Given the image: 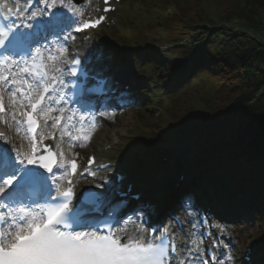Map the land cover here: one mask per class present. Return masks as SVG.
<instances>
[{
	"label": "snow or ice",
	"instance_id": "obj_1",
	"mask_svg": "<svg viewBox=\"0 0 264 264\" xmlns=\"http://www.w3.org/2000/svg\"><path fill=\"white\" fill-rule=\"evenodd\" d=\"M59 2L64 5V0ZM56 4L57 0H51L49 7L54 8ZM5 7L0 5V10ZM7 12L15 15L12 8H7ZM35 16L42 18L40 27L49 34L63 32L74 23L69 17L44 10L35 13ZM99 23L100 20L85 23L83 28L95 27ZM24 27L31 30L23 31L11 24H0V56L4 57V63H18L13 60L15 56L31 60V64L25 60L20 69L23 78L18 74L11 78L9 84L13 105L19 103L20 109H23L13 111L11 119L17 125V132L21 125L25 127V135H30L31 151L9 146L8 138L0 132V201L4 209L0 211V264H170V252L174 254L176 248L171 246V238L166 231L161 230L158 236L150 234L146 238L140 228L122 242L119 231H112L107 226L105 231L95 217L84 218L83 211H77L85 203L92 202V197L99 199L102 193L88 189L82 193L79 203L73 205L72 180L67 179L66 188L60 182L69 174L75 175L78 164L75 160L58 159L57 153L51 149L45 154L38 148L37 129L40 123L37 117L51 119V127L60 129L61 139L67 137L72 146L80 147L86 146L91 138V133L85 132L84 124L90 122L95 128L96 120L93 117L89 121L92 114L89 105L84 102H80V107L89 115L81 113L78 118L75 110L53 107L66 103L59 93L56 98L51 97V93L57 92V86L62 88L65 84L62 78L64 69L54 67L52 74L49 73L45 58L40 56V49L36 48V54H32L33 46L40 43L42 31H37V26L33 24ZM83 28L76 31H83ZM66 52V48L57 49V55L50 53L47 60L55 61ZM37 58L40 59L39 64L36 63ZM69 63L72 65L69 75L77 76L80 59H71ZM4 83H9V77L0 73V85ZM72 87L78 86L73 83ZM53 112L58 115L51 117L49 114ZM0 114H6L2 95ZM99 115L105 117L107 113L100 112ZM48 119H45V125ZM73 129L79 134L74 135ZM63 155L61 150L59 157L63 158ZM94 162L95 158L90 157L89 166ZM35 190L44 196L46 202L32 207L25 204L22 198ZM156 232L153 228L152 233ZM258 243L264 246V241ZM176 264H182L178 257ZM201 264L204 262L201 261Z\"/></svg>",
	"mask_w": 264,
	"mask_h": 264
},
{
	"label": "trees",
	"instance_id": "obj_2",
	"mask_svg": "<svg viewBox=\"0 0 264 264\" xmlns=\"http://www.w3.org/2000/svg\"><path fill=\"white\" fill-rule=\"evenodd\" d=\"M184 3L165 0L162 22L132 27L121 38L148 43L145 34L152 33V43L176 45L171 49L180 61L174 89L185 83L194 86L171 97L166 106L173 113L171 124L186 136L203 131L204 149L198 156L206 160L203 183L225 197L236 190L226 188L220 178L229 172L236 184L253 194V205L263 209L264 218V42L222 27L199 43L180 45L211 22V11L230 25L263 29L264 0H197L192 7ZM168 128L159 122V130ZM152 139L162 141L158 135Z\"/></svg>",
	"mask_w": 264,
	"mask_h": 264
},
{
	"label": "rangeland",
	"instance_id": "obj_3",
	"mask_svg": "<svg viewBox=\"0 0 264 264\" xmlns=\"http://www.w3.org/2000/svg\"><path fill=\"white\" fill-rule=\"evenodd\" d=\"M92 2H95V1L79 0L78 7L82 10V14L83 13L86 14L87 12L92 10L90 9L92 6ZM195 2L196 0H185L184 4L186 7H192L193 5H195ZM209 17L211 19V24L214 25L215 27L220 26V25L224 26V20L222 16L219 14V12L211 11L209 12ZM248 32H250L253 36L260 38V39L264 37V28L263 29L259 28L255 30H251V28H249ZM55 35H57L56 44L55 46H52L49 48V53H51L52 55L57 54V49H61V48L67 49V45H66L65 38H64V32H59ZM204 35H206V33ZM85 50L91 53L89 46L85 47ZM65 55L66 53H64L63 55H59V61H61ZM159 57L164 58V54L160 53ZM161 63L162 64L160 66L158 77H161L167 83L168 68H166L163 61H161ZM51 66L52 68L58 67L53 61H51ZM4 87L7 88V86H4ZM53 107H63V102L59 103L58 105L55 104L53 105ZM153 107L156 108L155 110L159 111L160 113L162 111V116L165 117L164 121L162 122H164L165 125H170L169 129H171L173 133H171V131H166V130H160L158 133L157 132L158 129L155 127H152L157 124L158 119L156 118V116H155L156 119L149 118L148 119L149 121L143 122V121H140V119H138L137 117H135L132 111L123 112V113L113 112L112 114L107 113V116L101 118L99 129L97 130L96 134L90 138V142H88L86 146L81 147V148H78V147L73 148L69 142V139L66 138V141L68 140V142H66L64 139H61V137H60L59 145L62 147V149L65 148V150L67 151L66 157H70L73 155L75 151L82 152L85 155L89 151L90 148L101 149L100 147L104 146L105 144L113 143L114 139L121 137L123 139V146H122L123 148L120 151H118V153L116 154L119 155L120 157H125L124 153H122L123 149L129 147L130 149H135L133 151H137L138 149L147 145V143L150 141L148 139L149 136L146 135L147 133L150 135L159 134V136L163 138L162 142H169L170 144H174V145L176 144L184 145L186 151H185V154L183 155L184 156L183 163L186 164L187 166L191 165V163L195 162V159L198 153L197 145L195 144V142L188 143V142L183 141L184 133L181 131L180 128L175 129L174 127H177L176 125L171 124L172 121L170 120H171V116L173 115V113L170 110H168V112L166 111L165 114H163L164 111L161 110L159 106L153 103ZM17 110H21L20 105L18 104H16V109L14 111H17ZM5 124L7 128L13 133L14 138H15V143L16 141H20L21 139H23L24 135L22 133L21 126H20L19 132H17V125L12 122L11 116L6 118ZM131 127L134 128L133 131H130ZM132 136H134V138H132ZM73 149H75V151ZM133 155L134 154L132 153V156ZM172 171H173V168L170 167L168 174L169 175L172 174ZM178 202L179 201L177 199L176 206H179L180 202L179 203ZM184 208L182 207L183 213H185L187 217H190L191 214ZM195 219L196 218H194V216L191 217L190 222L193 224L191 226L195 227V223H196V222L194 223ZM246 228L247 229L243 231L239 227L234 226L232 228L230 237L237 238V239L241 238V242H242L246 235L248 236V240L250 241L251 239H256L257 237H259L260 234H264L263 229L260 227H256L255 224L250 225ZM195 236L198 237V234H195ZM246 244L247 242L244 243L243 247H245Z\"/></svg>",
	"mask_w": 264,
	"mask_h": 264
},
{
	"label": "bare ground",
	"instance_id": "obj_4",
	"mask_svg": "<svg viewBox=\"0 0 264 264\" xmlns=\"http://www.w3.org/2000/svg\"><path fill=\"white\" fill-rule=\"evenodd\" d=\"M113 195H110V197H112ZM162 208V211H167V209H170V210H172L174 207H175V204H174V198H170V199H168L166 202H165V204L163 205V206H161ZM160 209V210H161ZM160 210H159V207H158V211L160 212ZM169 210V211H170ZM127 223H123L120 227H118V229H117V231H119L120 232V235H122V232L123 231H121L122 230V226H125ZM192 232V226L190 227L189 226V230H188V233L185 235V237L186 238H188L189 237V232ZM181 241H182V243L184 244L185 243V241L183 240V238H181Z\"/></svg>",
	"mask_w": 264,
	"mask_h": 264
}]
</instances>
